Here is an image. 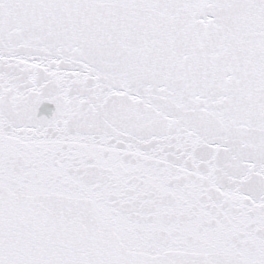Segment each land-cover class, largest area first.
<instances>
[{"label": "snow or ice", "instance_id": "6c2138e0", "mask_svg": "<svg viewBox=\"0 0 264 264\" xmlns=\"http://www.w3.org/2000/svg\"><path fill=\"white\" fill-rule=\"evenodd\" d=\"M0 264H264V0H0Z\"/></svg>", "mask_w": 264, "mask_h": 264}]
</instances>
